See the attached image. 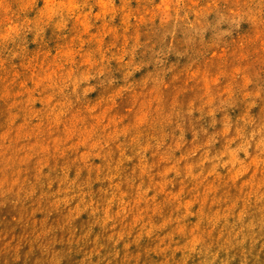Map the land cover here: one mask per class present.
Returning <instances> with one entry per match:
<instances>
[{
  "label": "clouds",
  "instance_id": "clouds-1",
  "mask_svg": "<svg viewBox=\"0 0 264 264\" xmlns=\"http://www.w3.org/2000/svg\"><path fill=\"white\" fill-rule=\"evenodd\" d=\"M0 264H264V0H0Z\"/></svg>",
  "mask_w": 264,
  "mask_h": 264
}]
</instances>
